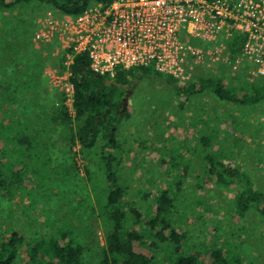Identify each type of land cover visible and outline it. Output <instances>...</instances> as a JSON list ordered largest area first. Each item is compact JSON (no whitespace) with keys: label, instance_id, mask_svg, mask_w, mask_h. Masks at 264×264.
Instances as JSON below:
<instances>
[{"label":"rangeland","instance_id":"rangeland-1","mask_svg":"<svg viewBox=\"0 0 264 264\" xmlns=\"http://www.w3.org/2000/svg\"><path fill=\"white\" fill-rule=\"evenodd\" d=\"M55 14L51 5L38 0L0 12V85L6 88L0 91V175L12 181L9 188L0 187V238L12 230L29 242L65 233L83 245L82 264H98L105 226L97 203L106 185L100 142L90 149L69 144L68 133L75 125L64 127L54 121L61 94L48 77L52 70H62L61 56L53 45L32 40L37 21ZM200 74L220 76L240 90L251 83L220 65ZM134 80L128 86L129 116L116 130L126 209L135 207L142 219L150 218L157 193L166 189L174 202L171 224L185 234L184 253H196L200 264H206L207 252L219 246L243 262L264 264V217L253 209L242 217L233 215L234 194L241 186L216 182L206 173L205 159L208 153L218 154L264 192V99L241 105L205 91L190 94L181 104L183 97L163 79ZM19 118L25 122L22 126L32 129L30 135L42 136L44 130L52 134L51 145L39 150L37 158L33 149L20 148L8 138L19 127ZM2 133L12 147L3 145L7 141ZM19 179L20 187L15 183ZM135 224L144 235L142 247L134 244L137 250L163 263L175 258L165 243L150 246L153 234L142 222ZM19 251L12 264L26 258L25 247Z\"/></svg>","mask_w":264,"mask_h":264},{"label":"trees","instance_id":"trees-1","mask_svg":"<svg viewBox=\"0 0 264 264\" xmlns=\"http://www.w3.org/2000/svg\"><path fill=\"white\" fill-rule=\"evenodd\" d=\"M31 0H0V12H11L16 6L28 4ZM53 7L59 16L61 14L77 15L93 3L107 4L111 0H38ZM241 38L234 34L228 40L231 57L240 51ZM89 59L85 54L73 57L69 66L70 80L74 87L72 102L73 115L68 113L63 105V97L60 96L59 104L56 106L53 119L59 125L69 127L74 123V132L68 133L70 145L79 144L81 148L90 149L100 142L99 156L106 185L101 199H98V217L102 220L104 227V243L100 248V259L98 264H200L196 253H184L181 241L185 239L184 233H178L171 224L169 215L174 205L173 198L166 189H161L155 197V207L152 216L142 219L135 207L126 209L124 196L126 187L121 183L118 173L120 163L116 153L120 150V142L116 137V130L122 118H127V109L121 112V100L124 95L122 85L128 86L134 79L141 77H157L163 79L174 89L176 96H182L184 103L190 94L209 91L218 99L241 105L255 104L264 99V83H245L241 90L231 84L225 83L220 76H199L187 85L178 83L173 77L152 70L150 67H141L130 70H117L114 77L99 74L90 70ZM261 79V78H257ZM110 80V83L107 81ZM264 81V80H263ZM6 89L0 85V91ZM3 96L0 95V100ZM9 98V97H5ZM4 99V98H3ZM19 127L11 131L9 139L20 148L26 146L27 150L35 151L34 157H38L39 150L46 151L51 137L30 135V127L20 118ZM15 130V131H14ZM34 131V130H33ZM46 133H48L46 131ZM7 141L4 146L12 147L6 134L1 135ZM37 147H39L37 149ZM19 148V149H20ZM13 149V148H11ZM17 150V149H16ZM26 150V151H27ZM206 173L212 176L216 182L224 185H240L235 191L232 214L242 217L249 210H255L264 217V192L257 189L251 183L248 175L237 167L231 166L223 161L218 154L208 153L205 155ZM19 171L16 172L18 174ZM87 175L89 171L86 169ZM6 176L0 175V187L9 188L12 181L7 182ZM15 178V177H14ZM21 186L22 180L15 182ZM127 212H130L131 217ZM130 218V227L127 226ZM146 226V230L153 234L155 241L150 246L165 243L171 248V254L175 255L173 260L168 257L163 263L154 258L152 254L137 250L135 243L141 247L143 244L142 228L135 223ZM149 246V249H152ZM25 247L26 258L22 264H82L83 245L74 243L67 238L65 233H58L57 237L48 239L33 238L27 241L17 230L0 238V264H12L19 254V250ZM206 264H250L243 262L240 256L228 254L221 247L216 246L207 252ZM237 258L238 261L233 259Z\"/></svg>","mask_w":264,"mask_h":264},{"label":"built area","instance_id":"built-area-1","mask_svg":"<svg viewBox=\"0 0 264 264\" xmlns=\"http://www.w3.org/2000/svg\"><path fill=\"white\" fill-rule=\"evenodd\" d=\"M37 23L33 43L53 45L61 56L62 70L48 77L71 115L69 66L78 54L87 55L91 71L110 77L150 67L187 85L220 65L248 82L264 79V0H111ZM234 34L242 41L231 57Z\"/></svg>","mask_w":264,"mask_h":264},{"label":"water","instance_id":"water-1","mask_svg":"<svg viewBox=\"0 0 264 264\" xmlns=\"http://www.w3.org/2000/svg\"><path fill=\"white\" fill-rule=\"evenodd\" d=\"M137 80L135 79L134 82H136ZM107 83H110V80L107 81ZM127 86L126 85H122V88L123 89H127L122 97V100H121V112L125 111L126 109V105H127V99L129 97V94L131 92V88H126Z\"/></svg>","mask_w":264,"mask_h":264},{"label":"crops","instance_id":"crops-1","mask_svg":"<svg viewBox=\"0 0 264 264\" xmlns=\"http://www.w3.org/2000/svg\"><path fill=\"white\" fill-rule=\"evenodd\" d=\"M40 133H42V134H41L42 137L46 138L45 140H47V137H48V136H51V135H52L51 133H46L45 130H44V131H41ZM48 145H51V144L49 143Z\"/></svg>","mask_w":264,"mask_h":264}]
</instances>
